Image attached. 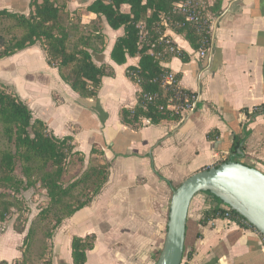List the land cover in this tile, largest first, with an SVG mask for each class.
Wrapping results in <instances>:
<instances>
[{
	"label": "crops",
	"instance_id": "crops-1",
	"mask_svg": "<svg viewBox=\"0 0 264 264\" xmlns=\"http://www.w3.org/2000/svg\"><path fill=\"white\" fill-rule=\"evenodd\" d=\"M32 0H0V11L28 16ZM96 0H69L66 10L85 31L99 32L101 52L94 65L111 72L101 78L97 96L82 99L47 63L40 43L0 59V84L15 95L54 137L72 138L88 164L97 158L109 165L100 193L85 208L65 219L50 240V264H73L72 239L94 236L85 264H155L163 247L172 192L189 176L231 160L264 171V0L219 2L211 21L210 46L199 58L195 50L166 26L163 37L185 55L161 66L178 76V86L194 94L197 104L179 121L139 126L121 121L123 109L137 105L140 86L127 77L139 57L117 65L111 59L123 29L112 30L103 16L86 9ZM129 13V6L120 7ZM173 110V107H170ZM210 135V138H209ZM242 140L231 152L233 138ZM92 149L101 152L91 154ZM216 206L201 193L191 202L186 224L184 264H264V242L247 224L228 219L204 221ZM25 234L12 223L0 230V264H19Z\"/></svg>",
	"mask_w": 264,
	"mask_h": 264
},
{
	"label": "trees",
	"instance_id": "trees-1",
	"mask_svg": "<svg viewBox=\"0 0 264 264\" xmlns=\"http://www.w3.org/2000/svg\"><path fill=\"white\" fill-rule=\"evenodd\" d=\"M68 1L32 0L33 11L28 16L0 11V59L40 43L47 54L48 65L58 70L61 79L82 99L93 100L101 78L111 75L94 65L90 55V51H102L103 38L99 32L85 31L79 18L71 17L66 10ZM182 1L96 0L86 9L103 16L112 30L123 29V36L116 40L111 52V59L117 65L125 64L127 57H139L137 67L127 69V77L141 90L135 108L121 111V121L125 125L139 126L144 119L151 125L179 121L181 112L188 106L185 100L194 95L179 86L162 85L168 73L161 66L163 61L178 56L183 63L187 62L184 54L168 52L163 37L166 26L183 35L195 51L210 46L207 29L186 22L185 17L175 11V4ZM191 1L195 6H204L214 17L220 14L218 1L211 6L206 0ZM122 5L129 6V13L120 11ZM175 79L178 85L179 77L175 76ZM147 96L152 97L151 101ZM0 127L8 144L7 149L0 150V223L5 222L14 210H19L21 202L16 196L39 186L49 200L48 206L38 215L39 231L46 242L50 241L65 219L87 207L100 193L108 180L109 165L98 161L84 165V157L75 151L71 137H54L41 121L33 120L24 103L2 88ZM241 142L235 136L231 152L240 149ZM91 154L100 155L101 152L92 149ZM204 194L216 206L204 212L203 222L228 219L253 228L220 199L208 192ZM13 228L18 234H25L19 264H50L49 259L45 260L47 244L42 246L43 251L36 262L28 257L32 239L37 234L34 228H29L26 233L25 227ZM93 243L94 236L72 239L73 264H85L86 252L92 250ZM183 257L180 264H184Z\"/></svg>",
	"mask_w": 264,
	"mask_h": 264
},
{
	"label": "water",
	"instance_id": "water-1",
	"mask_svg": "<svg viewBox=\"0 0 264 264\" xmlns=\"http://www.w3.org/2000/svg\"><path fill=\"white\" fill-rule=\"evenodd\" d=\"M206 192L238 213L264 238V172L229 161L189 176L172 192L165 239L155 264L181 263L191 202Z\"/></svg>",
	"mask_w": 264,
	"mask_h": 264
},
{
	"label": "rangeland",
	"instance_id": "rangeland-1",
	"mask_svg": "<svg viewBox=\"0 0 264 264\" xmlns=\"http://www.w3.org/2000/svg\"><path fill=\"white\" fill-rule=\"evenodd\" d=\"M0 88L4 89L7 92L6 88L3 87L1 84H0ZM7 148H8V144L2 137L1 127H0V150H4ZM95 161L96 162L98 161L97 158L94 159L90 158L89 163L95 164L96 163ZM84 165H86V163ZM16 198L19 199L21 202L20 208L19 210H14L5 222L0 223V230L3 229L8 223H12L13 226H16L17 228L25 227V233L29 228L31 227L34 228L37 234L32 239L31 248L28 253V257L30 259L31 258L34 259L36 262V259L38 260L40 253L43 251L42 246L47 244V249H46L47 251L45 253L46 255L45 260L47 261L50 257L49 256L50 241L46 242V240H44L43 235L39 231L40 225L38 221L39 213L48 206L49 200L46 197V193L41 187L37 186L33 189H30L27 192L22 193L20 196H16Z\"/></svg>",
	"mask_w": 264,
	"mask_h": 264
},
{
	"label": "built area",
	"instance_id": "built-area-1",
	"mask_svg": "<svg viewBox=\"0 0 264 264\" xmlns=\"http://www.w3.org/2000/svg\"><path fill=\"white\" fill-rule=\"evenodd\" d=\"M175 11L185 17V21L188 23L198 24L207 29L208 33L211 34V21L214 16L204 7L195 6L191 0H184L175 4ZM164 45L168 48L169 53H178L179 51L173 46L168 40L164 39ZM208 48H200L195 52V55L199 58L207 55ZM162 85L165 87H177L175 76L172 73H167L163 79ZM152 97L147 96V100L151 101ZM188 103L185 109H192L197 104V97L192 95L189 99L185 100ZM264 111V107H257L253 109L249 114L258 113Z\"/></svg>",
	"mask_w": 264,
	"mask_h": 264
}]
</instances>
